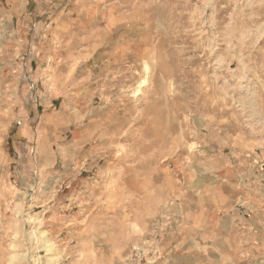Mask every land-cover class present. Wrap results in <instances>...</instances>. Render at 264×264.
Here are the masks:
<instances>
[{
    "label": "rangeland",
    "instance_id": "1",
    "mask_svg": "<svg viewBox=\"0 0 264 264\" xmlns=\"http://www.w3.org/2000/svg\"><path fill=\"white\" fill-rule=\"evenodd\" d=\"M264 264V0H0V264Z\"/></svg>",
    "mask_w": 264,
    "mask_h": 264
},
{
    "label": "crops",
    "instance_id": "2",
    "mask_svg": "<svg viewBox=\"0 0 264 264\" xmlns=\"http://www.w3.org/2000/svg\"><path fill=\"white\" fill-rule=\"evenodd\" d=\"M188 240L184 234L179 236L176 243L173 240L165 239L156 244V250L160 257L155 260L157 264H201L202 258L195 256L191 251Z\"/></svg>",
    "mask_w": 264,
    "mask_h": 264
}]
</instances>
